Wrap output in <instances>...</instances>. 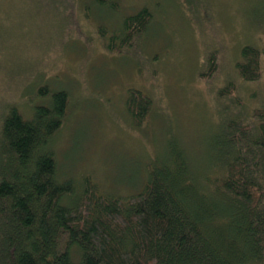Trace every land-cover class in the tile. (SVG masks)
I'll return each instance as SVG.
<instances>
[{"label":"rangeland","instance_id":"rangeland-1","mask_svg":"<svg viewBox=\"0 0 264 264\" xmlns=\"http://www.w3.org/2000/svg\"><path fill=\"white\" fill-rule=\"evenodd\" d=\"M59 1L5 3L0 105L16 104L28 117L25 108L42 101L37 86L68 91L67 117L53 143L61 179L81 183L89 174L105 195H136L147 167L168 154L174 139L190 160L205 159L208 139L225 118L249 123L253 110L264 108V0H121L117 12L92 0H85L87 10L83 0H61L64 7ZM143 6L153 18L134 49L111 50L123 18ZM248 44L262 50L263 74L255 82L236 70ZM212 52L218 69L206 78ZM229 82L235 93L222 97ZM130 88L153 100L142 125L126 109Z\"/></svg>","mask_w":264,"mask_h":264},{"label":"trees","instance_id":"trees-1","mask_svg":"<svg viewBox=\"0 0 264 264\" xmlns=\"http://www.w3.org/2000/svg\"><path fill=\"white\" fill-rule=\"evenodd\" d=\"M120 1L92 0L116 12ZM152 18L148 6L126 15L109 48L134 49L135 35ZM241 56L239 77L259 80L262 50L248 44ZM205 61L210 78L216 52ZM36 88L42 101L25 108L28 117L16 104L0 105V264H264V108H255L249 123L225 118L208 139L205 159L190 160L174 139L168 154L147 167L143 189L120 198L103 194L89 174L81 183L61 179L53 143L69 93ZM235 90L229 82L220 94ZM152 104L144 91L128 90L125 105L135 124L142 125Z\"/></svg>","mask_w":264,"mask_h":264},{"label":"bare ground","instance_id":"bare-ground-1","mask_svg":"<svg viewBox=\"0 0 264 264\" xmlns=\"http://www.w3.org/2000/svg\"><path fill=\"white\" fill-rule=\"evenodd\" d=\"M135 37H136V38H140V37H142V35L137 34V36L135 35Z\"/></svg>","mask_w":264,"mask_h":264}]
</instances>
